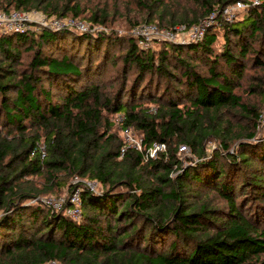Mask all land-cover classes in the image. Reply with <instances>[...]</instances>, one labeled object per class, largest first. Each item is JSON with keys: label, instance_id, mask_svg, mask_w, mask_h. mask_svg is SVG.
<instances>
[{"label": "trees", "instance_id": "16d2710c", "mask_svg": "<svg viewBox=\"0 0 264 264\" xmlns=\"http://www.w3.org/2000/svg\"><path fill=\"white\" fill-rule=\"evenodd\" d=\"M236 1L199 0L203 15ZM31 8L96 23L108 17L106 8L86 10L78 0H0L2 10ZM200 18L147 21L171 28ZM219 23L201 41L162 42L157 50L114 32L0 35V264H264V138L251 141L264 77L247 91L261 96V107L240 93L249 68H264V0ZM219 30L224 42L215 49ZM118 58L122 73L136 70L137 78L108 92ZM144 100L157 113L142 108ZM223 109L240 111L241 133L220 120ZM106 113L121 114L122 127L136 128L146 150L157 141L167 151L148 162L131 149L122 156ZM240 136L246 140L230 152ZM211 138L220 148L208 154ZM185 144L199 159L172 177ZM60 173L100 183L99 192L84 189L80 220L29 203L35 194L25 178L47 175L71 191ZM195 189L216 193L225 207L190 202L187 191Z\"/></svg>", "mask_w": 264, "mask_h": 264}, {"label": "rangeland", "instance_id": "374dc122", "mask_svg": "<svg viewBox=\"0 0 264 264\" xmlns=\"http://www.w3.org/2000/svg\"><path fill=\"white\" fill-rule=\"evenodd\" d=\"M55 2H58V4L63 5L66 3V0H53ZM82 6L86 10H98L102 8H106L108 17L105 20V22L102 23H96L92 22L89 19H87L86 16L80 17H72V16H63V17H69V18H76L78 20H82L87 22L88 24L93 25L95 30L94 34L97 33H116L120 36L124 37H134V30L143 24L146 23H153V21H147L148 17H153L154 19H157L158 16L161 14L165 19H170L173 16H175L176 19L180 18H188L192 19L195 16L201 17L199 22H208L209 21V14L203 15V8L201 2L199 0H161L158 3L153 2L154 0H78ZM262 3V2H261ZM27 10V9H26ZM249 10V9H248ZM246 11H241L236 13L234 20H236L239 17H242L244 14H246ZM27 11H35L39 12L42 15H46L48 17H56L59 18L60 16H57L56 14H53V12H49L47 10H44L43 8L37 9V8H31ZM88 16V14H87ZM86 17V18H85ZM217 18V17H216ZM211 23L209 27H207L208 31L210 29H215L217 26L220 25V20H222V17H218ZM179 24H186V23H177ZM197 24V23H195ZM157 25V24H156ZM174 27V26H173ZM161 28H167V27H161ZM34 32L41 31L40 28L34 27ZM219 34V40L217 44L215 45V49H219L221 45L223 44L224 40L222 37L221 30L218 31ZM1 35V34H0ZM159 48V44H153L152 50H157ZM123 51H121L122 53ZM123 71V65L118 58L116 60V63L111 66L110 71L108 72L106 76V80H108V83L106 84V87L108 92H113L120 83L130 85V83H133L136 78L138 72L136 70H130L126 71L125 73H122ZM123 77V78H122ZM264 77V68H249L245 75V79L243 81L242 89L240 90V93L244 97V102L248 104H253L256 106L261 107L262 104V98L261 96L257 94L250 95L247 93L250 86L257 82L259 78ZM164 86V85H163ZM142 108H146V110L149 113H157V104L151 100H144L141 103ZM107 117L110 122L113 123V126L111 127V132L115 134L124 145L127 143L130 145L131 150L144 152L146 153V149L144 146H141V150L137 148L138 143L142 140V134L138 132V130L134 127H131L132 130V138L129 139L125 134V129L122 127L123 125V116L121 114H107ZM240 111L239 110H231L228 111L226 109L221 110L220 112V120L227 124L229 122L230 127L233 128V130L236 131V133L242 132V127L246 125V121L240 118ZM32 132V131H30ZM241 137V136H240ZM259 140H262L264 138V135L258 137ZM246 140L245 137L241 138H233L231 141V148L230 152H237L238 143L240 141ZM259 140H253L254 142H259ZM252 141V140H251ZM188 150L185 152L180 151V146L177 149V157L179 159V164L175 166V170L172 172L171 176L176 177L177 175L181 174L184 169L195 165V163L198 161L199 157L195 154V152L192 150V148L188 145ZM39 146H45V140L44 136L40 139ZM217 148H220V142L215 139L211 138L206 143V151L208 154L213 153ZM258 168V167H256ZM60 178L66 180L68 183L74 184L79 179L83 180H90L93 179H87V178H81L79 176L72 177L69 174L66 173H60ZM145 179H148V176L145 177ZM24 186L26 188H31L33 193L35 194V197L32 198L29 203H37L41 202L43 198L51 197V196H61L65 194L68 190L67 186L57 187L52 185V182L48 179L47 175H41V176H32L29 178H25ZM188 192V199L190 202H194L196 205L202 204L204 202L209 203L210 207H225L226 202L221 199L216 193L214 192H207L206 190H189ZM198 194L197 196H190V194ZM33 200H36L33 201ZM86 213L88 212V209L85 208L84 210ZM138 251H141L142 248L137 249ZM264 258V255L262 256Z\"/></svg>", "mask_w": 264, "mask_h": 264}, {"label": "built area", "instance_id": "2783aa9c", "mask_svg": "<svg viewBox=\"0 0 264 264\" xmlns=\"http://www.w3.org/2000/svg\"><path fill=\"white\" fill-rule=\"evenodd\" d=\"M262 0H239L234 3L228 4L224 7H217L210 15L208 22H200L197 24L187 25L179 24L171 28H161L156 24L146 23L138 26L134 30V37L138 45L142 49L152 48L153 44H159L162 42L171 43H187L197 42L204 39L208 32V28L218 17H222V20L232 22L236 13L246 11L251 7L260 5ZM211 22V23H212ZM34 27H38L41 30L48 28L53 30L70 29L77 30L79 32H86L94 34L97 32L93 25L88 24L85 21L78 20L76 18L69 17H48L42 15L39 12L27 11V10H2L0 9V34L10 33H27L34 30ZM126 136L132 138L131 127H125ZM264 135V109L261 111L256 122V134L251 140H259V136ZM142 140L138 143L137 148L141 150ZM42 156L46 154L45 146H39ZM131 149L130 145L125 143L122 146V156ZM188 150V146L181 145L180 151L185 152ZM167 151V146L163 142H154L144 153V161L148 162L151 159H155L162 152ZM75 187L71 191H67L61 196L46 197L41 200V203L48 206L54 212H64L65 215L80 220L83 217V200L82 193L85 188L90 191L99 192L100 183L96 180H83L79 179L74 182ZM36 202V200H33ZM44 264H60L56 261H48Z\"/></svg>", "mask_w": 264, "mask_h": 264}]
</instances>
